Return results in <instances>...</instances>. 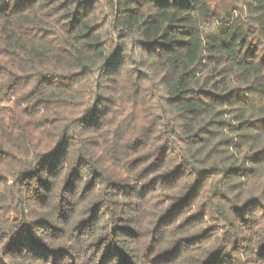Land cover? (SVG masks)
<instances>
[{"label":"trees","instance_id":"16d2710c","mask_svg":"<svg viewBox=\"0 0 264 264\" xmlns=\"http://www.w3.org/2000/svg\"><path fill=\"white\" fill-rule=\"evenodd\" d=\"M0 264H264V0H0Z\"/></svg>","mask_w":264,"mask_h":264}]
</instances>
